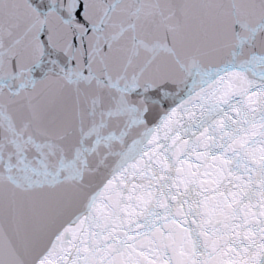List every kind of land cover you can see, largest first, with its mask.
<instances>
[{
	"label": "snow or ice",
	"instance_id": "obj_1",
	"mask_svg": "<svg viewBox=\"0 0 264 264\" xmlns=\"http://www.w3.org/2000/svg\"><path fill=\"white\" fill-rule=\"evenodd\" d=\"M0 264H264V0H0Z\"/></svg>",
	"mask_w": 264,
	"mask_h": 264
}]
</instances>
